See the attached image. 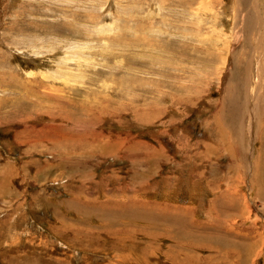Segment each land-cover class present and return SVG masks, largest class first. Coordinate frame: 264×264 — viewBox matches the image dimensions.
Returning a JSON list of instances; mask_svg holds the SVG:
<instances>
[{
    "label": "rangeland",
    "instance_id": "rangeland-1",
    "mask_svg": "<svg viewBox=\"0 0 264 264\" xmlns=\"http://www.w3.org/2000/svg\"><path fill=\"white\" fill-rule=\"evenodd\" d=\"M0 264H264V0H0Z\"/></svg>",
    "mask_w": 264,
    "mask_h": 264
},
{
    "label": "bare ground",
    "instance_id": "bare-ground-1",
    "mask_svg": "<svg viewBox=\"0 0 264 264\" xmlns=\"http://www.w3.org/2000/svg\"><path fill=\"white\" fill-rule=\"evenodd\" d=\"M262 54H263V53H262ZM226 56H227V55H226ZM224 61H225V60H224ZM260 64H261V63H260ZM260 64H258V66H257V68H258L259 71H261ZM226 65H227V64H226ZM248 71H249V69H248ZM247 77H249V76L247 75ZM248 82H249V81H247V84H248ZM248 86H249V85H248ZM247 97H248V94H247ZM247 97H246V103H247ZM253 99H254V98H253ZM255 101H256V99H255ZM255 104H256V103H255ZM248 106H249V105H248ZM252 109H253V108H252ZM255 109H256V108H255ZM255 109H254V110H255ZM254 110H250V113L252 112V114H251L252 116H254V113H253ZM255 111H256V110H255ZM255 116H256V115H255ZM252 118H253V117H252Z\"/></svg>",
    "mask_w": 264,
    "mask_h": 264
}]
</instances>
